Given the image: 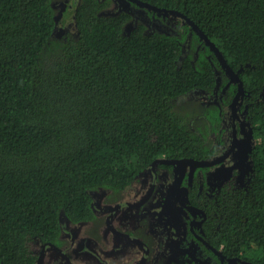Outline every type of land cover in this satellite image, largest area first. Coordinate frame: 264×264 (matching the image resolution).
<instances>
[{"label":"trees","instance_id":"16d2710c","mask_svg":"<svg viewBox=\"0 0 264 264\" xmlns=\"http://www.w3.org/2000/svg\"><path fill=\"white\" fill-rule=\"evenodd\" d=\"M142 1L185 15L239 72L253 174L219 195L207 232L228 257L264 264V0ZM109 4L81 0L75 35L59 37L54 0H0V264H32L30 240L56 237L63 215L94 219L92 191L122 189L158 159L215 154L208 124L177 104L227 73L215 52L188 21L180 35L127 33L132 15ZM201 110L217 131L219 109Z\"/></svg>","mask_w":264,"mask_h":264},{"label":"flooded vegetation","instance_id":"af4514ba","mask_svg":"<svg viewBox=\"0 0 264 264\" xmlns=\"http://www.w3.org/2000/svg\"><path fill=\"white\" fill-rule=\"evenodd\" d=\"M99 1L110 2L105 11L107 14L118 0ZM80 2L68 1L59 31L57 21V36L75 35ZM125 2L122 10L107 14H131L133 19L125 26V31L144 23L149 34L180 35L181 31L164 32V20L171 14H179L157 6L158 9L150 8L135 0ZM135 12L139 13L138 18ZM148 17L160 21L153 30L152 27L150 30ZM180 18L183 26L188 24ZM232 84L238 83L231 82L228 73H222L213 92L205 89L191 92L203 95L201 101L206 108L219 109L221 119L217 131L212 130L211 121L207 118L205 121L209 127L206 142L215 154L208 160H201L215 161L214 164L158 162L122 189L102 187L92 191L94 219L74 221L63 215L56 237L35 236L30 240L32 264H253L242 256L228 257L223 247L211 242L207 232L213 217H217L211 210L219 195L224 190L245 189L253 174L252 152L257 139L249 118L248 94L245 89L234 107L232 103L238 87L232 101L226 105Z\"/></svg>","mask_w":264,"mask_h":264},{"label":"rangeland","instance_id":"374dc122","mask_svg":"<svg viewBox=\"0 0 264 264\" xmlns=\"http://www.w3.org/2000/svg\"><path fill=\"white\" fill-rule=\"evenodd\" d=\"M69 0H54L55 6H56V10H57V21H58V26H57V30H61L60 28L63 26L62 23V15L65 11L66 5L68 3ZM124 4H126L125 0H118L116 3H114V6L112 7V9H110V14H115L113 13L114 11H120L124 8ZM109 12L107 14H109ZM137 14V18L139 17V13L135 12V15ZM171 18V20H170ZM155 18H147V22H149V27L151 30H153V26L158 25L159 22L155 21ZM165 26L164 32H173V33H178L181 31V33L183 32V22L182 19L180 18V16H177L175 14H171L169 15V17H167L165 20ZM135 24L137 23V21L134 22ZM131 28V27H130ZM130 30L132 29H127L126 32H130ZM62 33V32H61ZM58 34V33H57ZM63 34V33H62ZM59 35V34H58ZM189 49V42L186 44L185 47V55H187ZM221 74L222 72L219 70L217 75H218V80L220 78L221 80ZM201 99H203V95H201L199 92L198 93H189L181 98H179L177 104L180 106L179 108L184 111L187 112L188 115L191 117V121H192V127L198 125H203L205 120L202 117L201 114V109L205 108V106L202 104ZM201 110V111H200ZM199 115V116H198ZM92 193V192H91Z\"/></svg>","mask_w":264,"mask_h":264},{"label":"water","instance_id":"95a60500","mask_svg":"<svg viewBox=\"0 0 264 264\" xmlns=\"http://www.w3.org/2000/svg\"><path fill=\"white\" fill-rule=\"evenodd\" d=\"M139 3H141L142 5L148 6L150 8H154V9H158L155 6L149 5L146 2H142L140 0H135ZM176 14H179L182 18H184L186 21H188L190 23V25H192V27L200 34V36L202 37L203 40H205V42L207 43L208 46H210L211 50L215 52L220 64L223 66V68L226 70V72L231 75V82H236L239 84V90L234 98L233 101V106L235 107L236 102L238 101L240 96H243L245 93V87H244V83L242 81V79L239 76V72H236L231 65L228 63L227 59L225 58L224 54L220 51V49L216 46V44L193 22L191 21L189 18H187L185 15L179 13V12H175ZM253 138V132L251 133L250 136V141ZM248 140V141H249ZM249 141V142H250ZM249 149V146L247 147V150ZM169 162V163H175L177 161L180 162H184L186 164L192 162L198 166H209L215 163V161H201V160H194L191 158H183V159H170V160H165V159H158L156 160L152 165L153 167L158 163V162Z\"/></svg>","mask_w":264,"mask_h":264}]
</instances>
